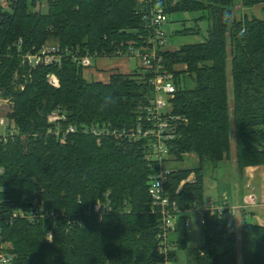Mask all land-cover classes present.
<instances>
[{
  "label": "trees",
  "instance_id": "trees-1",
  "mask_svg": "<svg viewBox=\"0 0 264 264\" xmlns=\"http://www.w3.org/2000/svg\"><path fill=\"white\" fill-rule=\"evenodd\" d=\"M253 9L264 0H240ZM147 0H46L44 9L18 0L0 5V98L12 102L19 134L0 145L2 237L12 245V264H162L160 219L152 212L149 183L154 169L146 143L109 135L136 128L153 96L142 72H110L109 80L85 78V56L113 59L146 38ZM235 0H180L174 13L201 12L207 37L163 53L178 92L172 115L179 118L174 162L194 155L195 167H175L166 190L181 210L207 205L206 172L235 159L238 173L264 166V20H237ZM182 36L201 35L184 24ZM51 44L57 64L30 69L22 55ZM232 78V102L228 88ZM53 75L58 87L48 80ZM183 82V86L182 85ZM53 115L62 120L51 123ZM78 130L67 133L70 127ZM105 130L94 136L84 129ZM52 131V132H50ZM194 175L195 181L182 185ZM109 208L100 216L95 205ZM43 207L49 216L10 220L15 211ZM54 214V215H51ZM190 217V214L187 215ZM203 244L191 249L186 215H179L169 257L179 264H264V226L209 216ZM53 241L49 242L48 234Z\"/></svg>",
  "mask_w": 264,
  "mask_h": 264
},
{
  "label": "built area",
  "instance_id": "built-area-1",
  "mask_svg": "<svg viewBox=\"0 0 264 264\" xmlns=\"http://www.w3.org/2000/svg\"><path fill=\"white\" fill-rule=\"evenodd\" d=\"M18 0H0L1 7L9 11L14 2ZM36 4V11L44 9L46 0H29ZM180 0H147V10L144 13V20H146V38L144 44L140 47H134L129 45L127 52L121 50L114 58L128 59V57L136 56L139 66L141 67L142 76L150 77V84L152 86L153 96L148 99L147 104L141 111L140 124L131 130H114L108 134L114 137L123 138L128 142L146 143V149L148 153L146 159L150 161L154 174L151 175L148 191L151 199L152 212L159 216L160 234L159 240V253L164 257V263L162 264H176L169 257L171 251L175 250L172 243L173 237L176 231V224L179 215L185 214V226L189 229L192 226L193 219L187 215L191 212H184L181 210L177 201L172 200L166 186L169 181V177L172 174L173 168L170 164H174L172 161V145L177 137V124L180 121L172 115L171 102L175 98L178 92V85L180 81H177L173 74L166 71L163 53L176 49L171 46L169 34L165 31V26L170 22V15L168 12L169 7H174ZM264 5V4H263ZM264 20V19H263ZM62 52L58 47H54L50 44L42 45L39 49H31L22 55V63L30 69H37L42 66H50L57 64L62 59ZM100 58V57H99ZM99 58H92L91 56H85V58L79 61V64L84 68L85 72L89 68H92L93 60H99ZM1 59V57H0ZM101 60H112L109 58H100ZM107 72H104V74ZM94 79L97 81L109 80L108 74L97 72L94 70ZM48 80L53 87H58L59 81L55 76L50 75ZM183 86V82L182 85ZM11 101L9 99L0 98V106L8 105ZM11 104V103H10ZM62 117H51L49 120L51 123L62 120ZM78 129L76 127H70L67 133L74 134ZM85 132H90L94 136L102 137L106 135L105 130L96 128L84 129ZM52 132V131H50ZM19 134L18 127L10 121L8 117L0 116V145L8 143L10 140H14ZM5 169L0 168V178L4 176ZM195 181V176L192 175L190 179L183 182L182 185ZM1 190V189H0ZM204 209L195 210L197 212V224L201 228L206 224V214L209 216H225L229 219H234L237 214V209L233 207L228 201L227 197H223L218 202L209 200ZM109 210L108 207L103 206L101 202L95 205V211L102 215ZM2 211L0 209V220L2 219ZM50 214H47L44 208L37 207L34 211L18 210L13 213L10 220L25 219L30 222H34L38 219H43ZM51 215H54L51 213ZM2 228L0 226V264H12L13 256L10 253L12 245L6 242L2 237ZM49 242L53 241L52 234H48Z\"/></svg>",
  "mask_w": 264,
  "mask_h": 264
},
{
  "label": "rangeland",
  "instance_id": "rangeland-1",
  "mask_svg": "<svg viewBox=\"0 0 264 264\" xmlns=\"http://www.w3.org/2000/svg\"><path fill=\"white\" fill-rule=\"evenodd\" d=\"M236 2V7L234 9V13L236 14V19L240 20L244 17V15L248 16L249 18L252 17H257L259 19H264V3L260 4L258 6H255L253 9H244L241 5L240 0H235ZM203 15L201 12L193 13V12H183V13H174L172 14L169 19L170 22L168 25H166L165 31L167 34H169L170 37V43L173 48L179 49L180 46H183L184 44H191V43H198L203 41L207 37V29L209 27V23L206 19L202 18ZM184 24L188 28H196L197 26L201 29V35L198 36H182L178 34L177 32H180L184 28ZM51 45V44H50ZM107 65H114L115 63H118V58H113L112 60H106ZM127 61V62H126ZM100 58L99 60H93V67L89 68L86 74V78L88 80H97L94 79L93 74L87 75V73H92V71H97V72H107L108 74L112 71L108 70L109 68H102L103 64ZM127 66L131 64V69L133 72H142L141 67L139 66L138 59H137V54L136 56H131L128 57V59L125 60ZM129 62V63H128ZM120 71V70H119ZM105 73V74H107ZM129 73V72H128ZM132 73V72H131ZM104 74V75H105ZM228 88L230 89V102H231V107L233 106L232 102V78L231 74H229V84ZM11 101V100H10ZM11 103V104H10ZM8 105H1L0 106V116H5L10 119L11 115L14 113L12 111V102H10ZM54 117H57L58 115H53ZM52 116V117H53ZM11 122L15 123L12 119H10ZM233 148L235 147L234 141L232 142ZM174 162V159H172ZM198 161L197 158L194 155H189L185 158V163H176L170 164L169 166L172 168L175 167H181V168H189V167H195L197 166ZM234 162H224L221 163L216 170H209L206 172V181H205V189H206V200H209L212 198H217L218 195V188H217V183L218 182H223V183H230L233 184L235 181L234 179H237L238 176H236L235 173H233V167H234ZM190 218L193 219L192 226L188 229V232L191 236V241H190V248L193 250L197 247H201L203 244V237H202V232H201V227L198 226L197 224V212L193 211L190 214ZM251 219H249L250 221ZM239 228V227H238ZM49 240V239H48ZM188 256L186 253H181L180 258H179V264H188Z\"/></svg>",
  "mask_w": 264,
  "mask_h": 264
},
{
  "label": "crops",
  "instance_id": "crops-1",
  "mask_svg": "<svg viewBox=\"0 0 264 264\" xmlns=\"http://www.w3.org/2000/svg\"><path fill=\"white\" fill-rule=\"evenodd\" d=\"M118 63L114 65H107L106 60H102V68H109L108 70L114 72L120 70L121 72L128 74L133 72L131 64L127 66L125 60L118 58ZM129 63V62H128ZM92 73H87L93 74ZM94 75V74H93ZM86 78V74H85ZM235 147L232 152V159L227 162H234L233 173L236 174L237 179L233 184H226L223 182L217 183L218 195L217 198L209 200L218 202L223 197H227L230 204L237 209V214L234 217L237 227H239L244 221L251 222L255 225L264 226V166L260 167H248L245 170L244 176L238 173L236 166ZM207 200V201H209ZM249 219H251L249 221Z\"/></svg>",
  "mask_w": 264,
  "mask_h": 264
}]
</instances>
